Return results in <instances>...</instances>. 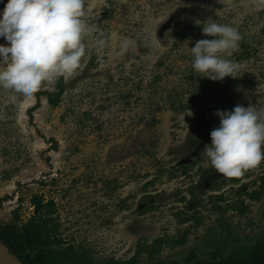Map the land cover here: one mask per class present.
Listing matches in <instances>:
<instances>
[{
  "label": "rangeland",
  "instance_id": "rangeland-1",
  "mask_svg": "<svg viewBox=\"0 0 264 264\" xmlns=\"http://www.w3.org/2000/svg\"><path fill=\"white\" fill-rule=\"evenodd\" d=\"M208 18L241 35L222 54L241 65L236 77L192 68L191 47L212 38ZM82 19L86 51L57 106L47 95L57 78L30 97L0 87V227L16 225L25 244L41 195L55 202L51 248L83 252L85 264L127 261L139 247L136 264L251 256L264 245V160L226 177L204 147L217 109L264 102V0H84Z\"/></svg>",
  "mask_w": 264,
  "mask_h": 264
},
{
  "label": "clouds",
  "instance_id": "clouds-1",
  "mask_svg": "<svg viewBox=\"0 0 264 264\" xmlns=\"http://www.w3.org/2000/svg\"><path fill=\"white\" fill-rule=\"evenodd\" d=\"M83 16L84 0H7L0 11V37L7 41L0 44V87L30 97L42 83L72 75L86 51ZM201 31L212 38L191 47L194 71L212 80L236 77L241 65L222 54L238 48V30L208 18ZM129 43L123 40L120 51ZM216 115L219 126L204 152L218 173L241 177L264 160V102L217 109Z\"/></svg>",
  "mask_w": 264,
  "mask_h": 264
},
{
  "label": "trees",
  "instance_id": "trees-1",
  "mask_svg": "<svg viewBox=\"0 0 264 264\" xmlns=\"http://www.w3.org/2000/svg\"><path fill=\"white\" fill-rule=\"evenodd\" d=\"M64 91V77L60 76L57 78L54 92L47 93L49 102L57 106ZM256 195H259V193L253 194V196ZM31 202L34 206L35 214L21 228V235L25 244L18 242L19 235L16 225L6 226V229L10 231H4L0 227V240L9 247L10 252L18 255L24 261V264H58L62 258H70L73 264H85L83 252L70 250L71 247L64 250L51 248L55 243L60 242L57 225L53 223L56 212L55 202L53 200L45 201L41 195L33 196ZM178 242L185 243V238L179 239ZM158 243L159 240L157 238L153 241L151 249H156ZM29 247L36 249L34 254L27 252ZM157 251V249L153 250V252ZM141 252L139 247L136 254L127 261L108 260L106 263L101 262V264H136V257ZM199 264H264V245H261L256 252L248 257L219 261L204 260L199 262Z\"/></svg>",
  "mask_w": 264,
  "mask_h": 264
},
{
  "label": "water",
  "instance_id": "water-1",
  "mask_svg": "<svg viewBox=\"0 0 264 264\" xmlns=\"http://www.w3.org/2000/svg\"><path fill=\"white\" fill-rule=\"evenodd\" d=\"M0 264H23L19 259L10 252L6 244L0 240Z\"/></svg>",
  "mask_w": 264,
  "mask_h": 264
}]
</instances>
